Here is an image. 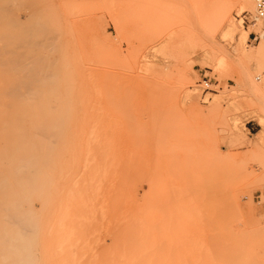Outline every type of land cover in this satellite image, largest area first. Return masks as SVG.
Segmentation results:
<instances>
[{"label":"rangeland","instance_id":"374dc122","mask_svg":"<svg viewBox=\"0 0 264 264\" xmlns=\"http://www.w3.org/2000/svg\"><path fill=\"white\" fill-rule=\"evenodd\" d=\"M240 1L0 0V177L49 163L46 200L0 199V264H264V55Z\"/></svg>","mask_w":264,"mask_h":264},{"label":"bare ground","instance_id":"6f19581e","mask_svg":"<svg viewBox=\"0 0 264 264\" xmlns=\"http://www.w3.org/2000/svg\"><path fill=\"white\" fill-rule=\"evenodd\" d=\"M239 10H240V13L248 12L253 17L256 18L257 22L255 23V25H256L255 28L258 29L259 31H261V42H260V46L257 50V54L258 55H261V54L264 55V17L257 18L255 16V5H254L252 0H241ZM39 144L41 146L45 145L41 141H39ZM46 160H47L46 158L45 159L44 158L38 159L36 157V155H34V158H33L32 154H29L27 156L25 154H21L18 158V161H16V163L14 164V167H13L14 170H12V174L14 176V179H12L11 176L8 173H6L7 170H6V172L4 170V172H5L4 175L0 177V199L8 198L9 197L8 194H10V192H11L10 196L12 195L13 197H15L17 199L24 200V201L30 200V199L32 201L46 200L48 198V188H45L46 184H47L46 183L47 178L44 176V174L48 169L47 166L49 165V163L48 164L46 163ZM7 167H8V164H7ZM45 167H46V169H45ZM36 173H38V174H36ZM6 174H8V175H6ZM87 193H88V191H87ZM49 198H50V196H49ZM260 200H262V199H260ZM34 210H38V209H34ZM0 211H3V210H0ZM21 211H22V209H21ZM9 212H10V210H9ZM41 212H43V211H41ZM10 217L11 218L15 217V215H13V216L11 215ZM16 218H17V216H16ZM7 219H9V218H7ZM9 220H11V219H9ZM13 220L14 219L12 218V221ZM41 230H43V229L41 228ZM44 231L45 230H43L42 233H44ZM9 239H8V241H9ZM18 249H20V248H18Z\"/></svg>","mask_w":264,"mask_h":264},{"label":"built area","instance_id":"2783aa9c","mask_svg":"<svg viewBox=\"0 0 264 264\" xmlns=\"http://www.w3.org/2000/svg\"><path fill=\"white\" fill-rule=\"evenodd\" d=\"M254 5H255V16L257 18H262L264 17V0H252ZM200 85H202L204 90H208V85H209V81L208 79H203L202 83H200ZM264 202V199H263ZM262 222H264V218L262 220Z\"/></svg>","mask_w":264,"mask_h":264}]
</instances>
